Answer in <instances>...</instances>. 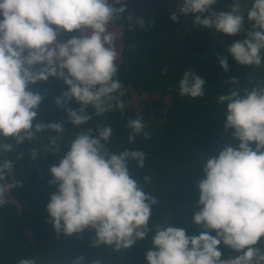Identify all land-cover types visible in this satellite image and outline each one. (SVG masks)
<instances>
[{"label": "clouds", "instance_id": "9594fccd", "mask_svg": "<svg viewBox=\"0 0 264 264\" xmlns=\"http://www.w3.org/2000/svg\"><path fill=\"white\" fill-rule=\"evenodd\" d=\"M218 0H180L179 12L191 15L192 24L234 36L244 32L245 14L252 27L247 38L236 40L226 49L239 65L259 67L264 61V0H251L245 9L242 0H233L228 10L215 11ZM119 5V6H117ZM125 0H0V156L11 153L25 141L47 139L46 153H61L60 141L66 127L63 121L45 123L37 119L45 95L30 87L50 77L62 79L66 90L55 103L67 113V120L80 129L65 150L58 165L50 168L51 194L46 208L48 222L59 237L95 231L92 247L107 245L114 251L128 250L145 239L150 231L151 250L148 264H264V247L256 245L264 237V81L251 88H230L218 96L227 105L225 130L233 129L237 147L226 145L218 156L200 163L205 178L198 181L199 211L193 222L203 229L189 236L184 228L174 227L169 218L149 227L156 196L146 193L129 171L130 161L145 166L146 153L124 149L114 153L105 145L113 136L111 126L83 125L94 117L120 109L125 102L119 79L116 33L124 26L116 24L126 9ZM207 14V15H206ZM129 26L144 28L143 15L128 14ZM171 19L179 21L173 13ZM154 20L148 22L152 27ZM77 32L66 41L62 33ZM218 63L230 71L228 57L217 53ZM167 71V69H164ZM239 83L236 77L229 80ZM206 79L196 70H188L179 81L181 97L204 96ZM75 101L78 109L70 106ZM89 107L94 109L89 112ZM142 117L129 119V143L150 133ZM48 132L47 137L39 134ZM55 133V135H51ZM103 141V143H102ZM254 145V147H253ZM30 159L40 157V149L30 150ZM16 160L0 161V207L6 192L20 184L15 180ZM12 178V182L6 181ZM150 183V177H144ZM215 230L216 235L210 234ZM223 243L239 255L222 259ZM18 264H39L36 258H21ZM70 264H86L80 256ZM92 264H102L101 260Z\"/></svg>", "mask_w": 264, "mask_h": 264}, {"label": "trees", "instance_id": "16d2710c", "mask_svg": "<svg viewBox=\"0 0 264 264\" xmlns=\"http://www.w3.org/2000/svg\"><path fill=\"white\" fill-rule=\"evenodd\" d=\"M232 2L218 0L212 8L227 11ZM242 6L247 9L251 0H242ZM173 13L179 16L178 22L171 19ZM128 14L143 15L145 27L129 26ZM151 18L154 20L152 27L148 26ZM252 23L245 14V31L234 36L216 33L215 29H197L191 15L184 16L174 9L172 0H157L152 9L126 11L116 21L125 28L118 64L125 108L123 112L116 109L94 117L83 127L111 126L113 136L105 146L114 153L127 148L147 154L143 168L130 161L129 171L143 185L144 191L158 200L152 206L151 229L169 218L174 227L184 228L189 236L199 235L203 230L193 222L194 213L200 209L198 181L205 178L198 163L205 156H218L217 145L224 133L232 130H225L227 105H220L218 96L233 87L251 88L257 81H264V61L259 67L242 66L226 51L236 40L247 38ZM74 33L65 32L64 35L69 37ZM217 53L228 57L230 71L225 72L220 66ZM188 70H196L206 79L203 97L180 96L179 81ZM233 76L239 81L236 85L229 81ZM30 87L45 95L37 119L45 123L63 121L67 130L60 141L61 153H46L44 146L48 141L43 139L25 141L15 151L0 156V161L16 160L17 153H24V157L16 161L15 180L20 184L11 188L14 201L6 199V204L0 207V264H18L21 258H36L39 264H70L80 256L85 257L86 264L98 259L102 264H148L146 253L151 250L154 231L130 249L121 251H114L107 245L92 247L95 231L91 229L79 235L61 233L57 236L53 224L48 222L46 208L51 194L57 191L56 185L49 184L52 179L49 170L60 163L66 143L80 129L67 120V113L55 103V98L67 88L62 79L50 77ZM70 106L78 109L80 104L72 101ZM93 111L89 107V112ZM137 117L143 118L150 138L145 139L141 134L135 142L129 143L131 130L127 128V122ZM39 135L47 137L49 133ZM32 148L40 149L39 159H30ZM146 176L151 178L150 183L145 182ZM6 181L11 183L12 178L3 183ZM210 234L215 236V230ZM256 246H264L263 238ZM218 247L222 259L239 255L223 243Z\"/></svg>", "mask_w": 264, "mask_h": 264}, {"label": "rangeland", "instance_id": "374dc122", "mask_svg": "<svg viewBox=\"0 0 264 264\" xmlns=\"http://www.w3.org/2000/svg\"><path fill=\"white\" fill-rule=\"evenodd\" d=\"M180 3V0H172V7L174 9H178V4ZM118 29V28H117ZM117 29H110L111 31H114L116 33V36H117V39H116V48H117V51L118 53L120 54L118 60H117V64H119L121 62V51H122V48H123V40H122V32L119 31V35H118V31ZM75 35H78L77 32H75L73 35L69 36V37H65L64 33H62L58 39L61 40V41H66L67 39L71 38L72 36H75ZM232 131H234L233 129L229 132H226L224 133V135L222 136V140L220 142V144L217 145V150H216V153L219 155V152L223 149L224 146L226 145H232L234 147H237L238 144H239V141L234 139L233 136H232ZM254 147V145H253ZM6 199L8 200H13V197L11 196V193H10V190L8 192H6ZM29 235L31 236V231H29ZM263 238V241H264V237ZM264 247V246H263Z\"/></svg>", "mask_w": 264, "mask_h": 264}, {"label": "water", "instance_id": "95a60500", "mask_svg": "<svg viewBox=\"0 0 264 264\" xmlns=\"http://www.w3.org/2000/svg\"><path fill=\"white\" fill-rule=\"evenodd\" d=\"M127 8L130 10L143 11L147 8H155L157 0H125Z\"/></svg>", "mask_w": 264, "mask_h": 264}]
</instances>
